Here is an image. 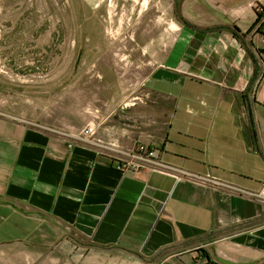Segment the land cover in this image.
<instances>
[{
	"label": "crops",
	"instance_id": "obj_1",
	"mask_svg": "<svg viewBox=\"0 0 264 264\" xmlns=\"http://www.w3.org/2000/svg\"><path fill=\"white\" fill-rule=\"evenodd\" d=\"M152 2L81 46L114 81L95 107L0 110V264H264V0H177L175 39ZM137 144L155 160L117 169Z\"/></svg>",
	"mask_w": 264,
	"mask_h": 264
},
{
	"label": "rangeland",
	"instance_id": "obj_2",
	"mask_svg": "<svg viewBox=\"0 0 264 264\" xmlns=\"http://www.w3.org/2000/svg\"><path fill=\"white\" fill-rule=\"evenodd\" d=\"M176 1L152 2L154 14L169 13L170 39L176 38L180 24ZM110 3V0H0V110L42 126L50 120L49 114L62 119L67 115L70 122L73 113L79 115L84 106L78 101L77 105L70 102L68 97L78 95L87 99L89 107H95L98 95L112 92V77L95 75L99 72L91 74L81 61V46L107 45L111 35L104 33L110 28L104 5ZM124 4L122 0L118 5L119 17L124 13ZM125 6L129 19L128 5ZM145 12L138 7L133 24ZM159 15L155 19L160 22V17L163 18L164 28L166 16ZM78 53L80 59L73 68ZM160 60L161 57H150L143 65L150 68ZM93 76L102 79L101 82L91 83Z\"/></svg>",
	"mask_w": 264,
	"mask_h": 264
},
{
	"label": "bare ground",
	"instance_id": "obj_3",
	"mask_svg": "<svg viewBox=\"0 0 264 264\" xmlns=\"http://www.w3.org/2000/svg\"><path fill=\"white\" fill-rule=\"evenodd\" d=\"M121 1L122 0H110L111 3L109 5L102 4L105 6L104 14L105 16L107 15V17L109 18L108 21L110 28L105 29V32L108 35L112 36L119 33L121 34V33L129 32L130 28L134 26L133 17L135 16V12L138 7L142 10L143 9L146 10V12L139 17V19H141L140 22L143 23L147 17L146 13L149 12L151 6V0H124L125 3L123 8L124 13L119 17L118 5ZM125 5H128V14L130 16L129 19H126L127 9L125 8L126 7ZM107 9L109 10V12L107 11ZM114 29H115V34L113 33Z\"/></svg>",
	"mask_w": 264,
	"mask_h": 264
},
{
	"label": "built area",
	"instance_id": "obj_4",
	"mask_svg": "<svg viewBox=\"0 0 264 264\" xmlns=\"http://www.w3.org/2000/svg\"><path fill=\"white\" fill-rule=\"evenodd\" d=\"M93 132V128L92 127H88L85 131H84V139L87 140L89 139V136L91 135V133ZM114 151L120 153V154H124V152L119 151L117 148H113ZM126 159L123 158H117L116 160V167L117 169L121 170V171H125L128 169H139L142 168L143 164L149 162V161H153L155 160V151L153 149H151L150 147L143 145V144H137L135 149L132 151H127L126 152ZM253 196L264 200V184L261 187L260 191L256 194H252Z\"/></svg>",
	"mask_w": 264,
	"mask_h": 264
},
{
	"label": "trees",
	"instance_id": "obj_5",
	"mask_svg": "<svg viewBox=\"0 0 264 264\" xmlns=\"http://www.w3.org/2000/svg\"><path fill=\"white\" fill-rule=\"evenodd\" d=\"M261 12H258V17L260 16Z\"/></svg>",
	"mask_w": 264,
	"mask_h": 264
}]
</instances>
